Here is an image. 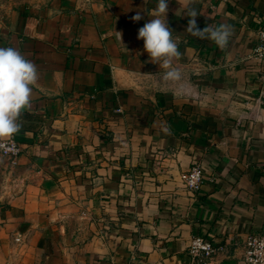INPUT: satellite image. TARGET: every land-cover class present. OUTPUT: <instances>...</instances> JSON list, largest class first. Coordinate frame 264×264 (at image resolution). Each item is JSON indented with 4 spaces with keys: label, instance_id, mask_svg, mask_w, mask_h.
Returning a JSON list of instances; mask_svg holds the SVG:
<instances>
[{
    "label": "crops",
    "instance_id": "obj_1",
    "mask_svg": "<svg viewBox=\"0 0 264 264\" xmlns=\"http://www.w3.org/2000/svg\"><path fill=\"white\" fill-rule=\"evenodd\" d=\"M157 3L23 0L0 23L38 70L21 152L0 155V264H192L195 236L225 248L208 264H240L264 235V0H168L169 69L137 39ZM193 9L200 29L231 26L225 48L186 32Z\"/></svg>",
    "mask_w": 264,
    "mask_h": 264
},
{
    "label": "clouds",
    "instance_id": "obj_2",
    "mask_svg": "<svg viewBox=\"0 0 264 264\" xmlns=\"http://www.w3.org/2000/svg\"><path fill=\"white\" fill-rule=\"evenodd\" d=\"M168 0H158L157 7L152 13L153 19L138 29L137 39L144 42V51L147 52L152 63L160 64L169 69L173 59L180 53L172 38V30L166 22ZM186 32L199 38L208 39L218 47L225 48L232 35L231 26L220 24L217 27L208 25L200 29L196 23L197 12L189 10ZM142 17L139 12L132 17L139 21ZM122 42V33L117 32ZM180 72L172 69L163 75L165 80H179ZM38 80V70L33 62L26 59L17 49L0 47V141L10 140L21 129L19 122L24 110L31 107L33 86Z\"/></svg>",
    "mask_w": 264,
    "mask_h": 264
},
{
    "label": "built area",
    "instance_id": "obj_3",
    "mask_svg": "<svg viewBox=\"0 0 264 264\" xmlns=\"http://www.w3.org/2000/svg\"><path fill=\"white\" fill-rule=\"evenodd\" d=\"M250 59H264L263 27L258 28L256 32V43ZM20 152V145L13 138L0 141V155L10 160L13 164L16 163ZM182 182L186 190L192 193L200 191L203 183V173L198 162H193L190 165L188 172L182 177ZM222 253H225L223 246H215L210 241L199 236L193 237L188 246V255L192 264H208L215 255ZM240 264H264V235H248Z\"/></svg>",
    "mask_w": 264,
    "mask_h": 264
},
{
    "label": "rangeland",
    "instance_id": "obj_4",
    "mask_svg": "<svg viewBox=\"0 0 264 264\" xmlns=\"http://www.w3.org/2000/svg\"><path fill=\"white\" fill-rule=\"evenodd\" d=\"M23 0H0V23H4L9 15L16 11Z\"/></svg>",
    "mask_w": 264,
    "mask_h": 264
}]
</instances>
